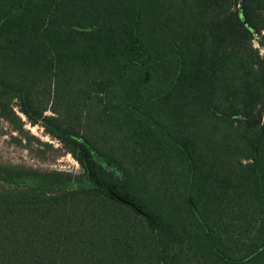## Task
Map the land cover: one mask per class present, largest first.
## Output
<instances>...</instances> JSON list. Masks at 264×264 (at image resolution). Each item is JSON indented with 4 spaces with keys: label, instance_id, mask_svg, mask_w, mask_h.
Returning a JSON list of instances; mask_svg holds the SVG:
<instances>
[{
    "label": "trees",
    "instance_id": "obj_1",
    "mask_svg": "<svg viewBox=\"0 0 264 264\" xmlns=\"http://www.w3.org/2000/svg\"><path fill=\"white\" fill-rule=\"evenodd\" d=\"M262 33L264 0H0L1 99L93 186L0 190V264H264Z\"/></svg>",
    "mask_w": 264,
    "mask_h": 264
},
{
    "label": "rangeland",
    "instance_id": "obj_2",
    "mask_svg": "<svg viewBox=\"0 0 264 264\" xmlns=\"http://www.w3.org/2000/svg\"><path fill=\"white\" fill-rule=\"evenodd\" d=\"M261 35L264 37V33ZM261 40L264 39L255 37L254 48H259L257 42ZM259 49L264 55V49ZM20 105L16 100L7 103L0 95V190L38 188L57 194L92 188L76 161L77 154L62 144L61 133L54 131L52 124L37 119L41 109L44 117L53 116L49 103L35 102L28 109V116L20 112ZM69 131L72 137L78 138L79 128Z\"/></svg>",
    "mask_w": 264,
    "mask_h": 264
}]
</instances>
